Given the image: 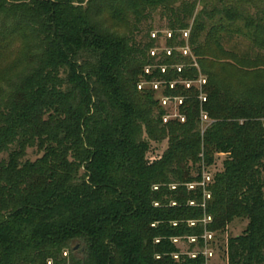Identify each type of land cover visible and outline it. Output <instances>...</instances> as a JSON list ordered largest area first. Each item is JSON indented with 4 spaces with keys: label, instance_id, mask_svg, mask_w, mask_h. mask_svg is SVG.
<instances>
[{
    "label": "trees",
    "instance_id": "obj_1",
    "mask_svg": "<svg viewBox=\"0 0 264 264\" xmlns=\"http://www.w3.org/2000/svg\"><path fill=\"white\" fill-rule=\"evenodd\" d=\"M158 8L194 57L151 54ZM14 41L29 67L0 105V264H207L206 234L235 219L227 264H264V83L221 75L264 72V0H0V55Z\"/></svg>",
    "mask_w": 264,
    "mask_h": 264
},
{
    "label": "rangeland",
    "instance_id": "obj_2",
    "mask_svg": "<svg viewBox=\"0 0 264 264\" xmlns=\"http://www.w3.org/2000/svg\"><path fill=\"white\" fill-rule=\"evenodd\" d=\"M148 17L147 21L144 22L141 26V28L146 29L147 27L152 26V38H154L155 41V48L153 52H151L152 55H160L156 60H159L161 58V55L163 53L170 54L173 53L174 49H176L178 52H183L184 55L189 56L192 55V45L189 44L188 40L186 41V47L182 46H171L173 44L179 43L182 38L188 39L189 31L184 33L183 37L178 36L175 40H172L170 42V39H172L171 31L168 29V21L164 13L161 9H157L154 12L147 11ZM123 29V28H122ZM143 33H146V30L143 31ZM140 37V36H139ZM171 44V45H170ZM234 45L225 44L223 49H232ZM21 44L18 42H12L11 44L7 45L6 48L2 49V53L0 55V105L4 102V99L7 97V91L9 90L10 86H13L16 80L17 76L20 74H23L25 72V69L27 68V65L24 63L23 65H20L19 58H20V52L21 50ZM242 48H247V46H243ZM234 49V48H233ZM216 54L218 56V53L216 51ZM194 57V56H193ZM222 58L224 56H221ZM225 58V57H224ZM217 60V58H214ZM209 68L212 70H218L219 65L217 62L213 59L209 58ZM229 61V62H227ZM230 61L234 63L230 58H225L221 62V64L225 63L227 66H229ZM231 63V64H232ZM29 67V65H28ZM226 67V66H225ZM148 71V70H147ZM164 71V69H163ZM17 75V76H16ZM221 75L223 77H226V80L229 81V83H232L234 87H238L241 85V83H252L258 79V81L263 84L264 83V72L257 73V75L252 74H245L238 72L235 70L232 66L226 67L222 70ZM4 77L10 78L11 80L6 83V80L3 79ZM204 76H200V79L195 81V84L199 87H201L206 81ZM142 84L151 85V83L143 82ZM173 87V85H172ZM189 87V85H187ZM165 88L163 82L157 81L154 85V89L156 90L155 95L160 98V100L163 101V105L166 107V110L168 112L167 119H175V117L180 116L179 111V105L182 102L179 97H174V99L164 96L163 89ZM236 89V88H235ZM210 122L209 118L207 116L203 117L202 121V127L205 128L208 123ZM168 145V141L164 140L163 142H159V144L152 143L153 146V155H159L162 154L166 149ZM29 156L33 159L37 157V154L35 150L29 149ZM226 156L223 154L216 156V163L214 165H211L209 168L205 169L204 171V183H210V181L213 180V176L216 172L223 170V164ZM209 198V196H207ZM206 222L210 221V218L206 217ZM247 225V220H241V219H235L232 223L228 225V232L225 234L223 232L217 231V232H208L206 234V242L207 247L205 250V254L207 257V264H227L226 261V255H225V244L224 240L228 234L230 235H240L245 231ZM178 246H181L182 250L186 252L189 248V245L185 241H178ZM76 249H82L81 245L78 243L75 247Z\"/></svg>",
    "mask_w": 264,
    "mask_h": 264
},
{
    "label": "clouds",
    "instance_id": "obj_3",
    "mask_svg": "<svg viewBox=\"0 0 264 264\" xmlns=\"http://www.w3.org/2000/svg\"><path fill=\"white\" fill-rule=\"evenodd\" d=\"M106 15H107V13H105V14L97 17L96 18V21L97 22L103 21L104 16H106ZM104 26L105 27H108V25H104ZM108 31L110 32V34L115 35V36H120V35L123 34V29H122V27L118 23L113 24L112 27L108 28Z\"/></svg>",
    "mask_w": 264,
    "mask_h": 264
}]
</instances>
